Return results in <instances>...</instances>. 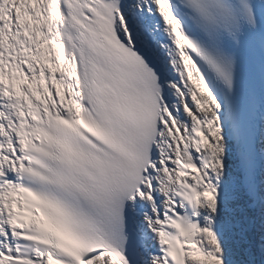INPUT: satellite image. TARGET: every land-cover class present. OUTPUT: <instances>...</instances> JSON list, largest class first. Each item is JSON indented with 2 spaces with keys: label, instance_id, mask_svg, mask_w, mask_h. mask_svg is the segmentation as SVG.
Instances as JSON below:
<instances>
[{
  "label": "snow or ice",
  "instance_id": "1",
  "mask_svg": "<svg viewBox=\"0 0 264 264\" xmlns=\"http://www.w3.org/2000/svg\"><path fill=\"white\" fill-rule=\"evenodd\" d=\"M0 264H264V0H0Z\"/></svg>",
  "mask_w": 264,
  "mask_h": 264
}]
</instances>
